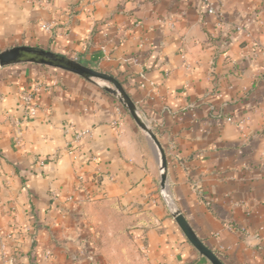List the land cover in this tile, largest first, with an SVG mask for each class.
Returning <instances> with one entry per match:
<instances>
[{"label":"crops","instance_id":"crops-1","mask_svg":"<svg viewBox=\"0 0 264 264\" xmlns=\"http://www.w3.org/2000/svg\"><path fill=\"white\" fill-rule=\"evenodd\" d=\"M21 45L121 83L165 152L167 200L149 140L99 82L0 66V233L30 227L7 239L0 264H93V224L106 209L122 213L153 264H211L169 207L225 264H264V0H0V51ZM53 81L21 122L19 93ZM76 129L90 134L71 156Z\"/></svg>","mask_w":264,"mask_h":264},{"label":"water","instance_id":"water-1","mask_svg":"<svg viewBox=\"0 0 264 264\" xmlns=\"http://www.w3.org/2000/svg\"><path fill=\"white\" fill-rule=\"evenodd\" d=\"M15 63H34L69 71L84 79L99 82L106 92L114 95L128 111L136 125L143 131L155 151L159 165L160 194L163 199L167 200L165 193L167 161L163 147L152 128L141 117L131 97L114 76L80 64L67 56L34 46H14L0 51V66ZM169 212L187 241L201 256L206 258L211 264H225L218 255L197 237L184 215L176 207H169Z\"/></svg>","mask_w":264,"mask_h":264},{"label":"rangeland","instance_id":"rangeland-1","mask_svg":"<svg viewBox=\"0 0 264 264\" xmlns=\"http://www.w3.org/2000/svg\"><path fill=\"white\" fill-rule=\"evenodd\" d=\"M106 211V212H105ZM93 224V264H153L142 252L130 232V224L122 222V213L106 209Z\"/></svg>","mask_w":264,"mask_h":264},{"label":"built area","instance_id":"built-area-1","mask_svg":"<svg viewBox=\"0 0 264 264\" xmlns=\"http://www.w3.org/2000/svg\"><path fill=\"white\" fill-rule=\"evenodd\" d=\"M208 12L209 13H214L215 15H217V17H222V13L220 9L215 8L211 3H209V7H208ZM41 27L48 31L51 28V23H43L41 24ZM248 37H250V35H247ZM56 82L53 81L51 83V85L48 84H44V83H33L28 90H23L19 93L18 95V102L20 104V106L22 107V111H23V116L21 119L22 121L27 120L30 116L35 115L36 111H37V104H35V98L36 95L39 91L41 90H48L51 86H55ZM225 121L227 122H232V119L230 117H226ZM235 125L237 127H241L243 125V120H239L237 122H235ZM16 131H15V135H14V142L16 145H19L21 143V129H20V121L16 122ZM74 128L72 126V124H68L66 127H64V131L66 133H68V131L70 129ZM90 134L89 129H76L73 134L71 135V137L68 139L67 143H66V153L74 156V155H78L79 153L83 152V147H84V139ZM87 159L89 161H95L96 157L93 154L88 153L87 154ZM80 183H84L85 179L83 178V176H79L78 177ZM93 183L94 185L98 186L99 181H97L96 178H93ZM51 196L56 198L58 196V193L55 191H51L50 192ZM67 200H72V196H68L66 197ZM10 209H14L13 206L10 207ZM30 230L29 226H24L18 229H14L13 231H11V233L7 234V235H2L0 233V257L3 259L5 257V251H6V241L7 239H15L16 235L19 234L21 231L23 232H28ZM49 254L46 253L44 257H48Z\"/></svg>","mask_w":264,"mask_h":264},{"label":"trees","instance_id":"trees-1","mask_svg":"<svg viewBox=\"0 0 264 264\" xmlns=\"http://www.w3.org/2000/svg\"><path fill=\"white\" fill-rule=\"evenodd\" d=\"M77 62H79L80 64H83V65H85V66H88L86 63H84V62H82V61H80V60H76Z\"/></svg>","mask_w":264,"mask_h":264}]
</instances>
